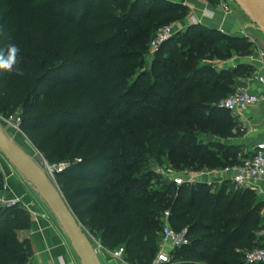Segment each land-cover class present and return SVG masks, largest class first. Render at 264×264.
Masks as SVG:
<instances>
[{"label":"trees","instance_id":"1","mask_svg":"<svg viewBox=\"0 0 264 264\" xmlns=\"http://www.w3.org/2000/svg\"><path fill=\"white\" fill-rule=\"evenodd\" d=\"M187 12L169 0H0V49L16 44L24 73L0 70V116L19 119V130L54 168L78 221L103 249L123 248L127 264H151L157 226L169 206L171 226L186 228L189 236L172 253V264H246L244 253L258 245L264 228L249 190L226 192L223 186L213 193L205 184L164 181L155 190L133 192L139 183L150 185L154 172L146 162L177 170L239 162L237 148L224 142L232 135L230 114L216 102L233 90L234 72L251 69L216 72L193 62L214 52L223 60L233 51L243 55L244 39L193 24L176 37L192 46L191 55L175 50L165 62L160 57L167 40L151 70L136 71L150 34ZM192 118L209 129L207 144H197ZM111 121L128 130L118 133ZM173 189L172 204H165ZM30 224L23 206L0 209V264H30V243L17 236ZM187 247L185 258L179 256Z\"/></svg>","mask_w":264,"mask_h":264},{"label":"crops","instance_id":"2","mask_svg":"<svg viewBox=\"0 0 264 264\" xmlns=\"http://www.w3.org/2000/svg\"><path fill=\"white\" fill-rule=\"evenodd\" d=\"M169 1L188 8V15L173 23L181 31L190 25L202 24L215 28L228 37L244 39L248 43V52L241 55L233 51L229 58L221 61L222 69L234 72L239 65L249 67L251 71L247 73L234 72V80L253 92L264 94V88L255 79L256 74H264V35L256 30L257 28H254L251 22L239 16L234 9L225 14L218 6L206 4L203 0ZM230 119L232 135L224 142L237 148V159L239 160L251 151L255 141L264 139V99L239 115H230ZM0 175L2 178L9 176L10 195L21 197L25 202L30 203L31 209L35 212L34 214L30 212L29 228L17 232L20 240H27L30 243L32 251L30 264H81L63 228L48 213L36 207L33 201L24 194L20 188V179L6 161L0 163ZM232 175L231 170L222 172L220 177L224 180L223 184L210 187L211 192L216 193L223 186L226 192H229V180ZM249 191L256 203L260 205V215H264V181L257 182L256 187ZM259 235L264 240V228L261 229ZM101 254L104 264H115L107 251L101 250ZM116 264L127 263L116 262Z\"/></svg>","mask_w":264,"mask_h":264},{"label":"built area","instance_id":"3","mask_svg":"<svg viewBox=\"0 0 264 264\" xmlns=\"http://www.w3.org/2000/svg\"><path fill=\"white\" fill-rule=\"evenodd\" d=\"M203 1L208 4L206 0ZM218 8L225 14L232 12L231 6L226 0H220ZM180 31L181 29L175 27L174 24L159 27L150 41L151 50L156 51L164 42ZM255 79L258 84L264 88V74H256ZM262 99H264V94L253 92L244 86H236L228 95L219 99L216 102V106L220 109L226 110L230 115L234 116L239 115L241 112L252 106H255ZM15 119L18 125L19 119L16 117ZM3 161H5V158L0 151V163ZM153 167L152 171L155 174L159 175L164 181L172 183L176 187L199 183L205 184L208 187L222 185L224 180L220 177L221 173L231 170L233 171V175L229 182L232 191L253 190L256 187L257 182L264 181V139L255 141L252 145L251 151L239 159V162L236 165L222 170L208 168L200 170H177L167 163L156 164ZM61 168L62 166L56 170H60ZM10 192L11 187L9 185V176H7L3 178L0 187V209L19 204L32 214L35 213L34 210L31 209L30 203L25 202L21 197H12ZM169 216V210H165L162 214V225L159 232L160 239L156 255L151 264H172V253L176 249L189 243L187 229L182 228L180 230H175L170 224ZM97 245L99 249L105 250L99 242H97ZM107 253L115 264L116 262H125L123 259V248L119 247L112 251H107ZM244 261L246 264H264V240H262L259 245L245 251Z\"/></svg>","mask_w":264,"mask_h":264},{"label":"rangeland","instance_id":"4","mask_svg":"<svg viewBox=\"0 0 264 264\" xmlns=\"http://www.w3.org/2000/svg\"><path fill=\"white\" fill-rule=\"evenodd\" d=\"M207 1V0H206ZM219 1L216 2V6H219ZM229 5L231 6V9H234L238 12L239 16H241L242 18H244L245 20H248L249 22H251L249 20V18L243 13V11L232 1V0H226ZM188 15V12L185 16L181 17L178 20H182L184 19L186 16ZM176 22V21H175ZM256 28V27H254ZM157 30V29H156ZM257 30V29H256ZM153 33V32H152ZM152 33L149 36V39L146 41V47H147V51L145 52V55L142 59L141 64L136 68V71H150L153 61L155 60V52L154 50H151L150 48V41L152 40L151 36ZM261 33V32H260ZM262 35H264V33H261ZM179 37L180 35L176 33V35H173L170 39H168V41L166 42V49L162 55V57H160L161 59H164V57L170 55L173 51L177 50L180 51L182 53L187 52L190 55L192 54L193 50H192V46H189L188 43L186 41H182V40H177L176 37ZM151 38V39H150ZM176 38V39H175ZM179 39V38H178ZM181 39V38H180ZM211 56V57H210ZM210 56H199L197 57L196 60H194V64L196 65H209L212 67V69H214L216 72H219L221 70H228V69H222V65H221V61H223V59L218 58L217 56V52L212 53V55ZM165 60V59H164ZM184 62L188 63V61L186 59H183ZM165 62H167V60H165ZM165 72V71H163ZM230 89L235 88L236 86H241L239 83H237L234 78L230 80ZM185 119H189V117H185ZM192 121H194L197 125V127L199 128L196 132L197 135V144H207V141L203 140L205 137V134H207L209 132V129L206 127L201 128L202 123L199 122L198 118H192L190 119ZM112 124L114 125L115 129L118 131V133L123 132L124 130H128V127L126 125H120L119 123H117L116 125L114 124L113 121H111ZM0 123L2 124V126L5 129L6 134L11 137V139L14 141L15 145L25 154H27L30 157H33V159L42 167V171L45 174V176L51 180L52 182L56 183L55 177H54V168L52 166H50L46 160L44 159V157L42 156V154L40 152H38L30 143V141L25 137V135L19 130V127L17 125L16 119L15 117L11 118V119H4L2 116H0ZM181 132H185L184 129H180ZM18 133V134H16ZM17 135L21 136L22 139H20V137H17ZM17 138V139H16ZM212 138L215 141H220L222 139H220V137H216L214 138V136H212ZM21 142H20V141ZM141 141H145V138H141ZM23 142V143H22ZM19 143V144H18ZM25 143V144H24ZM27 146V147H26ZM22 147V149H21ZM207 147L210 148V146L208 145ZM24 149V150H23ZM213 150H216L215 147H212ZM223 151V150H222ZM34 155V156H33ZM151 156H154V154H150L147 156V159L150 158ZM36 157V158H35ZM40 158V159H39ZM38 159V161H37ZM5 161L7 162V160L5 159ZM148 161V160H147ZM8 163V162H7ZM12 169L14 170V172L17 174L18 178L20 179V188L22 189V191L24 192V194L26 196H28V198H30L33 201V204L36 205V207L42 209L43 211H45L46 213L49 214V216L56 220V222H58V224L60 225V222L58 221L56 215L53 213V211L51 210L50 206L48 205V203H46V201L44 200V198L36 191V189L24 178L23 175H21L16 169H14V167L8 163ZM156 164H151L150 162H146V167L149 169H153ZM164 180L157 174L154 173L153 176H151V182L150 185H143L142 183H139L136 187L133 188V192L134 193H140L143 192L144 190L147 191H152L155 190L157 188H160L161 185L163 184ZM173 195L171 197H167L165 204H172V199L174 198V195H176V191L173 189L172 190ZM166 210H170V206L166 208ZM81 224V223H80ZM161 225L162 222H160L158 224V231L161 229ZM61 226V225H60ZM81 228L83 230V232L85 233L88 241L90 242L93 250L96 252L97 256L99 257L100 261L102 264H104V260H103V256L101 254V249H99L98 245H97V240L92 237L88 230L81 224ZM261 232V231H260ZM259 233L258 234V245L262 242V236H260ZM190 247H187L185 249V252L180 254L179 256H182L183 258H185L186 256V251H188Z\"/></svg>","mask_w":264,"mask_h":264},{"label":"water","instance_id":"5","mask_svg":"<svg viewBox=\"0 0 264 264\" xmlns=\"http://www.w3.org/2000/svg\"><path fill=\"white\" fill-rule=\"evenodd\" d=\"M249 18L252 25L264 33V0H232ZM209 140L213 138L208 137ZM0 142L4 148L0 149L4 158L16 169L43 197L52 201L51 210L57 213V219L63 228L67 239L75 251L81 264H102L93 250L81 224L70 209L57 183L49 180L45 174L42 180L35 177L23 163L17 153V146L9 137L0 123Z\"/></svg>","mask_w":264,"mask_h":264},{"label":"clouds","instance_id":"6","mask_svg":"<svg viewBox=\"0 0 264 264\" xmlns=\"http://www.w3.org/2000/svg\"><path fill=\"white\" fill-rule=\"evenodd\" d=\"M21 49L16 44H9L6 49H0V70L9 74L23 75L19 67Z\"/></svg>","mask_w":264,"mask_h":264},{"label":"bare ground","instance_id":"7","mask_svg":"<svg viewBox=\"0 0 264 264\" xmlns=\"http://www.w3.org/2000/svg\"><path fill=\"white\" fill-rule=\"evenodd\" d=\"M16 134H18V133H16ZM17 137H20V139H22L21 138V136H19V135H17ZM17 139V138H16ZM20 141V140H19ZM21 142V141H20ZM23 143V142H22ZM19 144V143H18ZM25 144V143H24ZM27 147V146H26ZM4 148V145H3V143L2 142H0V149H3ZM21 149H22V147H21ZM24 150V149H23ZM17 153H18V155L21 157V159L23 160V163H24V165H25V167L27 168V169H29L30 170V172L35 176V177H37L38 179H40V180H42V177H43V175H44V173H43V171H42V167L33 159V157H30V156H28L27 154H25L24 152H22L19 148H17ZM34 156V155H33ZM36 158V157H35ZM40 159V158H39ZM37 161H38V159H37ZM41 195V194H40ZM42 196V195H41ZM43 197V196H42ZM44 198V200L46 201V203H48V205L50 206V208H51V205H52V201L51 200H49V199H47L46 197H43ZM55 215H56V217H57V213H54Z\"/></svg>","mask_w":264,"mask_h":264}]
</instances>
